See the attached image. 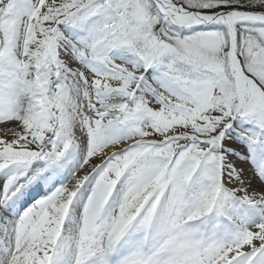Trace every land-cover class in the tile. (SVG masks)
I'll return each mask as SVG.
<instances>
[{"label": "snow or ice", "instance_id": "6c2138e0", "mask_svg": "<svg viewBox=\"0 0 264 264\" xmlns=\"http://www.w3.org/2000/svg\"><path fill=\"white\" fill-rule=\"evenodd\" d=\"M0 264H264V0H0Z\"/></svg>", "mask_w": 264, "mask_h": 264}]
</instances>
